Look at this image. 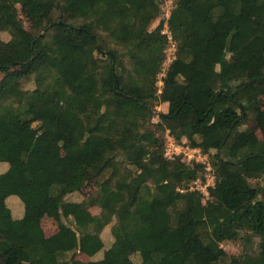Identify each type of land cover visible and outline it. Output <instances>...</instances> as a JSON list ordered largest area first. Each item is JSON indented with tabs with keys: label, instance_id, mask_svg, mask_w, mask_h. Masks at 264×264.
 <instances>
[{
	"label": "trees",
	"instance_id": "1",
	"mask_svg": "<svg viewBox=\"0 0 264 264\" xmlns=\"http://www.w3.org/2000/svg\"><path fill=\"white\" fill-rule=\"evenodd\" d=\"M163 1L0 0L9 35L0 39V264H264V187L251 182L264 176V0H175L167 24L177 58L160 92L169 36L164 22L150 27ZM29 76L36 89L26 91ZM156 101L169 105L158 128L215 151L206 204L189 191L204 166L165 156ZM109 171L96 195L68 201ZM51 211L79 231L63 223L47 237L41 220ZM225 243L242 252L229 257Z\"/></svg>",
	"mask_w": 264,
	"mask_h": 264
},
{
	"label": "rangeland",
	"instance_id": "2",
	"mask_svg": "<svg viewBox=\"0 0 264 264\" xmlns=\"http://www.w3.org/2000/svg\"><path fill=\"white\" fill-rule=\"evenodd\" d=\"M175 0H164L162 5L159 6L154 10L155 12V20L153 21L150 30L153 31L155 30L162 22L165 23V29L164 33L168 34L169 36V42L167 49L165 51V60L162 65V69L160 73L158 74L157 77V86L160 90V92L163 89L164 83L163 80L166 77V74L173 63V61L177 58V43L174 41L172 38L171 33L169 32L167 20L170 18L172 12L175 10ZM18 12L19 16L22 19L25 28L28 31L33 30V24L31 22V19L27 12L18 5ZM44 34V33H43ZM101 36L102 38L105 39V42L107 43V49H114V51H117L123 58V61L126 66L130 67L129 63V58L127 55V52L124 48L118 46L112 38L108 35L107 32L101 31ZM0 39L2 40H8L9 35L3 32H0ZM106 59V57H104ZM5 78V74H0V81ZM22 84L24 85V89L26 91L34 90L36 89V83L33 81V77L29 76L25 79H23ZM159 92V93H160ZM259 103L262 109H264V96L259 98ZM169 105L167 103H162V102H155L153 104V121L151 122L152 125L154 126V129L156 130V135L161 137L164 140V148H165V155L168 156V158L171 161H175L178 158L190 165H195L199 164L204 166V170L201 172L202 175L200 176V181L198 182H192L189 184V191H194L198 190L203 194V202L206 204V202L209 200V188L215 185L216 181V170L213 166V159L212 157L215 154V151L213 153L208 154L204 153L201 151H194L196 149L191 147V142L183 138L181 141H177L172 135H170L168 130H165L163 128H158V124H162L161 120V114L167 113L168 112ZM249 127H254L255 122L254 121H249L248 124ZM259 138H262L261 133L258 131L257 132ZM200 140L199 138H197ZM199 149V148H197ZM63 154L65 155L66 150L64 149ZM169 152V155L167 153ZM118 161H121L122 164H127L126 158L119 157L117 158ZM127 169L130 170L131 172H135V168L129 166L128 164L126 165ZM8 165L7 164H1L0 165V174L7 170ZM111 175V171L106 172L104 175H102L100 178H90L84 188L82 189L81 192L72 194L69 196L68 201H73V202H83L84 200H87L88 198L96 195L101 188V183L108 178ZM252 185L260 188L264 187V176L260 179L252 180ZM151 187V185H149ZM184 188V187H183ZM152 191L153 188L151 187ZM184 191H188L187 189H183ZM9 206L13 212V215L16 219H20L23 217L24 214V206L21 202V200L16 197L12 196L9 199ZM90 212L94 216H100L102 213V209L99 206H90ZM63 223H66L69 227L73 228L74 230L79 231L75 221L73 218H63L60 212L58 211H51L49 212L42 220H41V225L44 230V233L47 237L52 236L56 234ZM185 229V228H184ZM101 237L103 238V241L105 244L109 245L110 242L113 240V236L111 234V225L106 227L104 231L101 234ZM258 241V239H257ZM222 247L227 251V254L229 257L238 255L242 252V247L238 243H225L222 245ZM77 260L88 263L91 261L90 257L85 256L84 254L80 253L76 257ZM231 258H227L226 262L228 263ZM138 261V260H136Z\"/></svg>",
	"mask_w": 264,
	"mask_h": 264
},
{
	"label": "built area",
	"instance_id": "3",
	"mask_svg": "<svg viewBox=\"0 0 264 264\" xmlns=\"http://www.w3.org/2000/svg\"><path fill=\"white\" fill-rule=\"evenodd\" d=\"M193 148V147H192ZM194 149H196V150H194V151H201V149L199 148V149H197V148H194ZM202 152V151H201ZM167 155H169V152L167 153ZM166 156V155H165ZM167 158H168V156H166ZM169 159V158H168ZM198 181H200V179L198 180ZM198 181H196V182H198Z\"/></svg>",
	"mask_w": 264,
	"mask_h": 264
},
{
	"label": "crops",
	"instance_id": "4",
	"mask_svg": "<svg viewBox=\"0 0 264 264\" xmlns=\"http://www.w3.org/2000/svg\"><path fill=\"white\" fill-rule=\"evenodd\" d=\"M9 40V39H8ZM58 233V232H57ZM55 235V234H54ZM53 236V235H52ZM49 237H51V236H49ZM85 255V254H84ZM85 256H87V255H85ZM89 257V256H88Z\"/></svg>",
	"mask_w": 264,
	"mask_h": 264
}]
</instances>
